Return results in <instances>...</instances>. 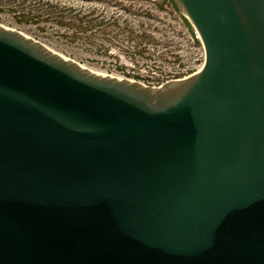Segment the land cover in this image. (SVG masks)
<instances>
[{
    "label": "water",
    "instance_id": "95a60500",
    "mask_svg": "<svg viewBox=\"0 0 264 264\" xmlns=\"http://www.w3.org/2000/svg\"><path fill=\"white\" fill-rule=\"evenodd\" d=\"M170 1L156 85L0 25V264H264V0Z\"/></svg>",
    "mask_w": 264,
    "mask_h": 264
},
{
    "label": "rangeland",
    "instance_id": "374dc122",
    "mask_svg": "<svg viewBox=\"0 0 264 264\" xmlns=\"http://www.w3.org/2000/svg\"><path fill=\"white\" fill-rule=\"evenodd\" d=\"M0 25L95 72L149 85L190 74L203 58L167 0H0Z\"/></svg>",
    "mask_w": 264,
    "mask_h": 264
},
{
    "label": "built area",
    "instance_id": "2783aa9c",
    "mask_svg": "<svg viewBox=\"0 0 264 264\" xmlns=\"http://www.w3.org/2000/svg\"><path fill=\"white\" fill-rule=\"evenodd\" d=\"M192 39H194V40H198V38H197V35L194 33V37L192 38ZM199 68V67H198ZM197 68V69H198ZM161 83V82H160ZM159 84V83H158Z\"/></svg>",
    "mask_w": 264,
    "mask_h": 264
},
{
    "label": "trees",
    "instance_id": "16d2710c",
    "mask_svg": "<svg viewBox=\"0 0 264 264\" xmlns=\"http://www.w3.org/2000/svg\"><path fill=\"white\" fill-rule=\"evenodd\" d=\"M168 3L176 10V8L174 7V5L172 4V2L170 0H167Z\"/></svg>",
    "mask_w": 264,
    "mask_h": 264
},
{
    "label": "bare ground",
    "instance_id": "6f19581e",
    "mask_svg": "<svg viewBox=\"0 0 264 264\" xmlns=\"http://www.w3.org/2000/svg\"><path fill=\"white\" fill-rule=\"evenodd\" d=\"M93 71V70H92Z\"/></svg>",
    "mask_w": 264,
    "mask_h": 264
}]
</instances>
